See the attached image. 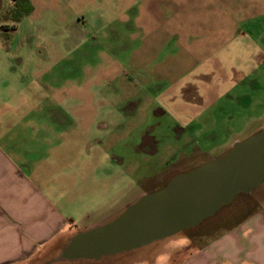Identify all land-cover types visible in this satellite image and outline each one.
Here are the masks:
<instances>
[{"label":"rangeland","instance_id":"374dc122","mask_svg":"<svg viewBox=\"0 0 264 264\" xmlns=\"http://www.w3.org/2000/svg\"><path fill=\"white\" fill-rule=\"evenodd\" d=\"M31 2L34 10L19 22L11 53L22 55L31 47H45L48 40L63 39L67 75L73 74V78L76 72L84 88L97 87L99 100L113 89V84L121 89L124 72L136 81L133 66L138 69L146 39L144 51L148 54L179 56L177 71L164 76L160 84L170 87L169 93L159 102H147L135 121L127 124L122 116H116L107 127H96L95 120L101 116L93 118V134L99 139L108 135L112 141L109 148L98 145L110 160L115 159L113 179L117 187L123 186L113 190L114 203L139 191H155L161 185L159 179L171 167L191 170L264 128V0ZM169 7L172 14H167ZM31 37L32 44H27L25 39ZM22 73L20 66L19 75ZM129 80L127 76L125 83ZM129 90L133 91L132 87ZM89 96L86 93L84 98ZM202 96L205 102L200 114L198 108L185 110L186 97L198 103ZM154 106L163 107L165 112L154 114ZM120 111L116 108V114ZM83 115L90 117L87 110ZM191 117L193 123L185 124ZM151 137L156 139V152L142 143V138ZM196 150L203 154L193 155ZM258 201H264V181L249 193H237L230 203L192 229L132 251L65 264H132L161 255L175 259L177 253L172 250L176 245H200L252 211ZM58 254L44 256L36 264H50Z\"/></svg>","mask_w":264,"mask_h":264},{"label":"crops","instance_id":"0c3cea01","mask_svg":"<svg viewBox=\"0 0 264 264\" xmlns=\"http://www.w3.org/2000/svg\"><path fill=\"white\" fill-rule=\"evenodd\" d=\"M12 4L13 0H0V16ZM172 13L169 7L167 14ZM19 22L0 19V264H36L44 256L61 254L75 234L113 220L147 194L139 191L114 203L113 190L123 186L117 187L113 179L115 159L110 160L98 145L109 148L112 141L108 135L100 139L94 135L92 121L98 115L101 117L95 120L96 127H107L116 116H122L127 124L135 121L147 102H159L169 93L170 87L160 85L162 78L170 77L180 66L177 54L145 52L146 39L138 69L132 65L136 81L124 72L121 89L113 84V89L99 100L97 87L84 88L76 72L73 78V74L67 75L63 39L48 40L45 47H31L22 55L11 53ZM33 40L25 39L27 44ZM80 74L79 70L78 77ZM127 76L134 85L125 83ZM86 93L88 99L84 98ZM185 101V110L201 109L205 102L203 96L198 103L187 97ZM116 108L121 110L117 114ZM154 108L156 115L165 112L161 106ZM84 110L90 117L83 115ZM192 123L191 117L185 124ZM142 143L156 152L153 137L142 138ZM197 150L193 155L203 154ZM120 172L125 173L124 169ZM181 172L185 170L177 166L164 172L158 189ZM260 205L264 206V201H258L252 211L200 245H176L172 250L177 253L175 259L161 255L132 264H264V207ZM60 254L50 264L73 261L63 263Z\"/></svg>","mask_w":264,"mask_h":264},{"label":"water","instance_id":"95a60500","mask_svg":"<svg viewBox=\"0 0 264 264\" xmlns=\"http://www.w3.org/2000/svg\"><path fill=\"white\" fill-rule=\"evenodd\" d=\"M263 178L264 128L234 142L224 155L175 174L113 220L75 234L59 259L99 260L172 237L214 215L237 193H249Z\"/></svg>","mask_w":264,"mask_h":264},{"label":"trees","instance_id":"16d2710c","mask_svg":"<svg viewBox=\"0 0 264 264\" xmlns=\"http://www.w3.org/2000/svg\"><path fill=\"white\" fill-rule=\"evenodd\" d=\"M32 10L33 6L29 0H13L12 6L3 12L0 19H10L12 22L17 23L24 16L30 14Z\"/></svg>","mask_w":264,"mask_h":264},{"label":"flooded vegetation","instance_id":"af4514ba","mask_svg":"<svg viewBox=\"0 0 264 264\" xmlns=\"http://www.w3.org/2000/svg\"><path fill=\"white\" fill-rule=\"evenodd\" d=\"M264 181V178L262 179V182ZM262 182L260 183V184H258L257 186H260V185H262ZM256 186V187H257ZM256 187H254V189L256 188Z\"/></svg>","mask_w":264,"mask_h":264}]
</instances>
